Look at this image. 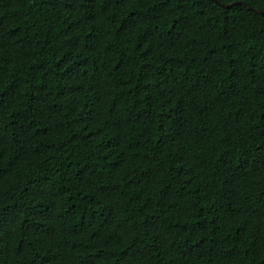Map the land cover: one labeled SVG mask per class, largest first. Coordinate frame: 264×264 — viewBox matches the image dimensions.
I'll use <instances>...</instances> for the list:
<instances>
[{"label":"trees","instance_id":"16d2710c","mask_svg":"<svg viewBox=\"0 0 264 264\" xmlns=\"http://www.w3.org/2000/svg\"><path fill=\"white\" fill-rule=\"evenodd\" d=\"M0 0V264H264V0Z\"/></svg>","mask_w":264,"mask_h":264},{"label":"water","instance_id":"95a60500","mask_svg":"<svg viewBox=\"0 0 264 264\" xmlns=\"http://www.w3.org/2000/svg\"><path fill=\"white\" fill-rule=\"evenodd\" d=\"M215 1H217V2H220L219 0H215ZM223 6H226V7H230V6H232L233 4H236V3H245L244 1H234V2H231V3H223V2H220ZM247 6H248V8H252V6H250L248 3H245ZM255 10L257 11V12H260V13H262V14H264V10H261V9H259V8H255Z\"/></svg>","mask_w":264,"mask_h":264}]
</instances>
